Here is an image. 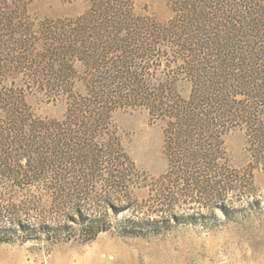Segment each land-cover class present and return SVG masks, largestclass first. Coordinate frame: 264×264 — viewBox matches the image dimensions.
<instances>
[{
	"label": "trees",
	"instance_id": "16d2710c",
	"mask_svg": "<svg viewBox=\"0 0 264 264\" xmlns=\"http://www.w3.org/2000/svg\"><path fill=\"white\" fill-rule=\"evenodd\" d=\"M31 1L0 0V242L18 231L22 241L65 239L69 220L83 242L113 227L153 236L184 205L200 207L191 223L208 227L217 208L230 218L222 202L251 196L252 182L229 164L223 138L249 122L257 130L264 111V0H165L166 21L135 13L132 0H88L75 17L36 21ZM178 78L191 83L186 97ZM36 91L65 93L64 116L35 115L26 96ZM136 107L164 121L167 169L114 224L105 201L130 197L126 184L138 172L113 113ZM60 165L83 174L65 185L55 176L54 220H32L12 184L43 182L62 174Z\"/></svg>",
	"mask_w": 264,
	"mask_h": 264
},
{
	"label": "rangeland",
	"instance_id": "374dc122",
	"mask_svg": "<svg viewBox=\"0 0 264 264\" xmlns=\"http://www.w3.org/2000/svg\"><path fill=\"white\" fill-rule=\"evenodd\" d=\"M132 1L134 11L139 15L157 21H166L170 17L165 0ZM87 5L88 0H32L27 9L36 21L54 20L75 17ZM77 86L81 89L80 83ZM174 87L179 95L186 97L191 83L178 78ZM65 97L61 92L36 91L28 92L26 99L35 115L60 119L66 110ZM258 118L257 130L249 122L230 130L223 138L229 164L240 173H250L252 182L251 196L240 201L231 193L222 202L228 209H234L230 218L217 208L215 216L208 218V227L191 223L188 219L198 218L200 213H196V209L200 207L184 205L172 212L177 219L164 217L170 219L167 231L153 236H124L113 227L98 233L89 242L81 240L76 224L69 220L74 230L65 232V239L53 242L22 241L20 231L10 234L8 242H0V264H264V111ZM113 121L122 152L127 154L138 172L126 184L130 187V197L127 192L114 193L105 201L112 205L108 209V218L115 224L132 212L122 210L124 206L146 199L151 183L167 169V159L163 149L164 121L151 120L146 108L118 109L113 113ZM60 167L62 174L54 171L50 174L52 178L44 177L43 182L12 184L10 190L16 191L15 199L31 208L30 213L35 217L32 220H54L50 182L55 181V176L60 175V184L65 185L71 175L76 179L78 172L83 174L76 170L67 174L63 166ZM202 209L205 212V208ZM70 218L74 219L72 215Z\"/></svg>",
	"mask_w": 264,
	"mask_h": 264
}]
</instances>
